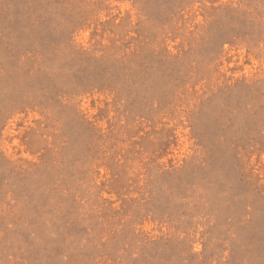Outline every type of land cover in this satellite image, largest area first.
<instances>
[{"label":"rangeland","instance_id":"rangeland-1","mask_svg":"<svg viewBox=\"0 0 264 264\" xmlns=\"http://www.w3.org/2000/svg\"><path fill=\"white\" fill-rule=\"evenodd\" d=\"M0 264H264V0H0Z\"/></svg>","mask_w":264,"mask_h":264}]
</instances>
